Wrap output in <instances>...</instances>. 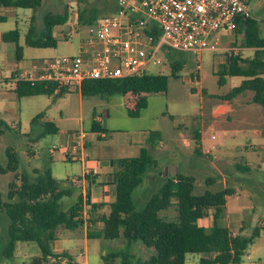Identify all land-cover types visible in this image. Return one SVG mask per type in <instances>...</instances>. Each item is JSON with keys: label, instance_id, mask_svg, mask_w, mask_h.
Listing matches in <instances>:
<instances>
[{"label": "rangeland", "instance_id": "obj_1", "mask_svg": "<svg viewBox=\"0 0 264 264\" xmlns=\"http://www.w3.org/2000/svg\"><path fill=\"white\" fill-rule=\"evenodd\" d=\"M247 2L250 16L259 20L264 30V0ZM116 3L117 0H42L41 5L35 9L0 6V13L5 15V18L0 20V33L18 28L20 33L18 43L22 47L23 61L74 56L79 52L81 38L88 33L90 27L88 22L80 21V17L85 19L93 17L95 20L112 14L116 10ZM64 11L68 13V20L55 30L56 36L59 33L55 47L38 48L25 44L32 16L34 17L32 24L36 31H39L46 12ZM240 39L235 32L218 30L209 38L211 44L217 42L216 49H206L198 56L189 51L173 49L168 52L159 51L156 56L161 63L155 65L150 63L146 72L167 76L168 88L165 93L149 94L147 105L140 110L139 116L128 114V110L132 108V102L128 101L131 98L129 93L114 92L105 96L89 97L81 96L79 89L73 88L59 95L20 98V108L14 110L20 124L11 126V129L0 126L2 129L0 162L6 163L5 149L13 147L19 156L18 174L26 171L33 175V169L50 168L54 178L63 187L71 189V194L60 200L61 209L67 211L82 192L81 179L84 167L82 168L80 161L66 159L61 152L52 148V145L60 142L62 135L77 133L81 129L88 132V142L94 139L88 144L90 147H87L89 157L101 158L102 172L107 171L109 167L105 163L104 154H109L112 158H120L122 155L137 156L140 146H145L143 142L148 132L159 130L166 149L164 152L157 150L151 153L158 168L155 165L150 169L143 176V182L133 190L132 199L135 206L143 207L164 179L165 170L172 176L176 172L174 170L172 174V167L175 166L179 173L195 178L194 195H201L206 190L234 189L235 194L226 197L224 218L220 224L237 228L244 221L246 228L241 233L245 236L250 235L253 228L264 221V111L259 104L251 101L252 91L247 90L229 97L233 88L240 85L243 77L224 76L223 83L219 84V77L216 74L228 56L225 47H238L239 44L233 42ZM5 43L0 41V74L2 75L4 71L8 77L10 67L18 61L14 51L7 52L4 49ZM240 56L249 58L253 55L250 51L241 49ZM174 59L183 63L176 76L172 74L170 65ZM230 99L237 105L234 111L212 117L211 110L225 100L230 103ZM40 110L58 127V133L38 138L42 128L40 129L38 124L32 125L30 121ZM96 117L104 120V127L109 133L107 138H100V133L92 132L91 125ZM198 127L202 128L203 150L208 155H197L193 152L194 146L186 148L178 139L179 130L185 133L182 131L183 128H189L188 134L192 136L191 130ZM130 141L132 146L128 144ZM174 141L176 144L172 145ZM153 172L154 174L162 172V179L152 182ZM15 175V172L0 174V193L3 198L8 191V184L17 181ZM210 178L215 180L208 186L206 181ZM71 181L73 184L70 186ZM107 213V206L100 207L94 215L97 221L87 230L101 228L102 223L99 219ZM161 214L172 219L176 213L170 209ZM7 225L6 215H0V264H27L33 257L39 255L35 243L19 241L16 243L13 257L4 258L1 252L8 239ZM68 231L74 230L59 227L57 234L63 237ZM69 233L76 238L70 241V251L63 253L71 257L73 264H102L103 254L126 248L122 240L111 242L88 238L83 226L74 233ZM130 251L142 258L155 252L152 248L145 249L139 243L131 244ZM198 256L188 254L186 264H198ZM60 264H68V259L63 258ZM111 264H120V256L113 259ZM239 264H264V229L248 245Z\"/></svg>", "mask_w": 264, "mask_h": 264}, {"label": "trees", "instance_id": "obj_2", "mask_svg": "<svg viewBox=\"0 0 264 264\" xmlns=\"http://www.w3.org/2000/svg\"><path fill=\"white\" fill-rule=\"evenodd\" d=\"M42 0H0L2 7H17L35 9ZM28 27L25 44L30 47H55L57 39L54 30L68 20V13L46 12L42 27L39 31L32 24ZM94 18L80 17V21L92 24ZM236 34H241V46L254 48L251 58H241L240 55H228L216 74L219 84L224 76L243 77L240 85L233 88L229 97H234L247 90L252 91L251 101L259 104L264 111V30L260 21L249 17L237 23ZM4 42L16 44L17 60L22 58V47L18 44L19 30L14 28L2 34ZM174 76L182 69L181 60L174 59L170 63ZM168 88V77L162 74H145L113 80H87L80 87L82 96H105L110 93H129L132 108L128 110L130 116H139L140 110L147 105L149 94L165 93ZM15 91L18 97L35 95H52L53 88L42 85H30L27 82H17ZM60 94V93H59ZM58 94V95H59ZM62 94V93H61ZM131 99V100H130ZM44 116L38 113L31 119V124H40L42 131L38 138L46 134L57 133V127L51 121L40 122ZM0 126L11 129L7 123L0 121ZM92 132L105 133L98 122H92ZM192 140L194 152L202 155L200 149V134L193 129ZM0 133L2 129L0 128ZM161 139L160 132L150 130L146 140L147 146L139 150L134 157L112 159L114 199L108 204L91 200L89 192L86 197L87 221L92 225L97 221L95 213L100 207L107 206L108 213L100 217L102 227L87 230V237L105 241L122 240L126 248L121 251H110L101 256L102 264H111L112 260L120 256V264H186L188 254H198V264H239L241 256L249 244L264 229V224L253 228L250 235L241 232L246 228L243 224L237 233L228 227L221 226L219 220L224 217L226 197L235 194L232 188L218 191L206 190L201 195H194L195 178L176 171L172 176L165 175L161 184L147 200L145 205L137 208L132 199L133 190L143 182V176L156 164L151 151ZM7 161L0 162V174L15 172L17 181L8 184L5 198L0 193V215H6L7 242L2 248V256L11 259L14 255L16 243L19 241L36 244L39 255L33 257L27 264H60L63 258L71 262L66 253L52 251V243L56 239V230L63 227L76 230L83 225V197L80 194L77 201L67 210L61 209L62 197L71 194L70 187L62 184L52 176L51 169H33L32 174L18 172L19 156L13 147L5 149ZM214 178L206 181L210 186ZM91 182V180H90ZM73 182H69L71 186ZM173 209L174 218L162 216V212ZM211 215V225L205 228L198 220ZM91 227V226H90ZM139 243L146 248L154 249V254L142 258L130 251V245Z\"/></svg>", "mask_w": 264, "mask_h": 264}, {"label": "built area", "instance_id": "obj_3", "mask_svg": "<svg viewBox=\"0 0 264 264\" xmlns=\"http://www.w3.org/2000/svg\"><path fill=\"white\" fill-rule=\"evenodd\" d=\"M247 0H117L112 14L96 18L81 38L74 56L47 58L31 69L12 75L17 83L53 88V93L79 89L87 80H113L143 76L150 63L160 64L159 51H189L199 55L216 49L211 35L223 30L235 32L237 23L247 19ZM228 55H238L239 48H227ZM100 133V138H105ZM213 138V136H211ZM88 133H67L52 148L66 159L86 164L83 179L95 172L87 150ZM86 197L82 217L87 219ZM87 221V220H86ZM86 264V263H82Z\"/></svg>", "mask_w": 264, "mask_h": 264}, {"label": "crops", "instance_id": "obj_4", "mask_svg": "<svg viewBox=\"0 0 264 264\" xmlns=\"http://www.w3.org/2000/svg\"><path fill=\"white\" fill-rule=\"evenodd\" d=\"M4 18H5V15H3L2 13H0V20H2ZM3 33L4 32H1L0 33V41H2V42H3V40H2V34ZM19 36H20V33H19ZM53 36L56 39H58L59 33H58V36H56L55 35V30H54ZM238 36L240 38H242V35L241 34H238ZM240 42H241V39L238 42L237 41L233 42V44H239V45H237L238 48H239V54L238 55H240L241 49H246V50L250 51V53L252 55L254 54V48L242 47L241 44H240ZM4 49L7 52L14 51L15 52V58L17 60V56H16V44L15 43H13V42H6L5 43V46H4ZM226 49L227 48L225 47V50ZM249 58H251V57H249ZM17 61H18L17 63L13 64L10 67V69H9L10 70L9 71L10 75L8 77H7V75H5L4 71L2 72V75L0 74V115H1L0 121L5 122V123H7L8 125H10L12 127L16 126L17 123L20 124L18 115H16L14 113L15 108L16 109L18 108V110L20 108V105H19V101H20L19 99H20V97H18V94L15 91L16 82L13 80L12 75L14 73L18 72V71H23V70L31 69V68H33L38 63V60L37 59H30L28 61H23V57L21 58V60H17ZM44 95L45 94H41V95H35V96H31V97L44 96ZM235 105H236V103L232 99H230V103H228L225 100L222 103L216 105L211 110V115H212V117H219L221 115H225L227 113H231V112L234 111ZM40 111H38L37 114L40 113ZM43 114H44V116L40 119V121L41 122L50 121L49 118H48V116L44 112H43ZM19 116H20V114H19ZM95 120L98 122V124L100 125L101 129L105 130V135H106L105 138H107L109 136V133H108V130L104 127V125H105L104 124L105 123L104 120L99 119V117H96ZM38 126H40V129L42 128L40 124H38ZM178 127H177V129H179ZM201 127L203 128L202 125H201ZM201 127H198L199 134H200V139H201L200 140V149H201L202 155H205V154L208 155V153H206V151L203 150V139H204V136H203V131H202V128ZM91 128H92V125H91ZM57 129H58V127H57ZM58 130H57V133H58ZM157 131H159V130H157ZM182 131H184L185 133H182L181 130L178 131V134H179V138L178 139H179V141H181V144L184 147H186V148H189V147L194 146V142H193V140L191 138L192 136H189V134H188V132L190 131V129L189 128H183ZM159 132H160V135H161V139H160L159 142H157V144L155 145V147L153 148V150L151 151V153L152 152H156L157 150H162L164 152L165 149H166V145H165V143L163 141L162 133H161V131H159ZM94 133H97V132H94ZM65 136H66V134L65 135H62V139H64ZM147 137H148V134L144 138V142L143 143H145V146H147V143H146ZM97 138L98 137H95V139H97ZM88 140L89 139H87V147L89 148L90 146L88 144H90L94 139H92V141H90V142H88ZM131 143H132L131 141L128 143L129 146H132ZM139 143H141V142H139ZM175 144H176V141L172 142V145H175ZM129 146H127V147H129ZM168 146H169V144H168ZM140 147H142V146H140ZM170 148H173V147H170ZM125 149H127V148H125ZM139 150H140V148H139ZM139 150L137 152V155L139 154ZM193 152H194V148H193ZM104 157H105L104 158L105 159V163L109 167L107 168L108 169L107 171H102V172H101V164H100V161H102V160H100L101 158L100 157H97V158H94L93 159V158L89 157L90 158V162L87 163V165H91V166L95 167V172L92 175H90L86 180L83 179V178L81 179V185H82V192H81V194L82 195H86V193L88 191L92 201L97 202V203H105V204H108L109 202H111L113 200V197H114V195H113V193H114V186L112 185L113 176L111 175L112 174V167L110 165V161L112 159H117V158H112V156H110L109 154H104ZM123 157H132V156H125V155L120 156V158H123ZM84 166H86V164H82V168ZM155 167L158 168L157 163H156V166ZM170 167H171V165L168 166L169 169H170ZM176 169L177 168L175 166L172 167V174H173V171L174 170L177 171ZM51 173H52V171H51ZM101 173H103V174H101ZM153 174H154V172H153ZM162 175H163L162 172H159L157 174H154L153 175L154 177L152 179V182L160 181L162 179ZM165 175H167V174H165ZM90 180H91V182H90ZM160 184H161V182H160ZM225 205H226V203H225ZM222 219L219 220V224H220V221ZM83 220H84V222H83V225L82 226L85 229V233L87 234V229L90 228V226H92V224L90 222L86 221L84 217H83ZM198 223H199V225H201V226H203L205 228H208L211 225V215H209L206 218L199 219L198 220ZM243 224H245L244 221L240 224V226L243 225ZM262 224H264V221H263ZM239 227H237V228L228 227V228L233 233H237ZM79 228H81V227H79ZM74 231H68V232H66V233L63 234L64 236L62 235L63 237H59V235L57 234V230H56V239L54 240V244H52V250H54V251H61V253H63V252H69L70 251V246H71L70 245V241H72L73 239L76 238L75 235H71L69 232L74 233ZM57 241L59 243H56ZM62 250H64V251H62ZM186 260H187V257H186Z\"/></svg>", "mask_w": 264, "mask_h": 264}, {"label": "water", "instance_id": "obj_5", "mask_svg": "<svg viewBox=\"0 0 264 264\" xmlns=\"http://www.w3.org/2000/svg\"><path fill=\"white\" fill-rule=\"evenodd\" d=\"M174 172V171H173ZM165 174H167V171L165 170Z\"/></svg>", "mask_w": 264, "mask_h": 264}]
</instances>
